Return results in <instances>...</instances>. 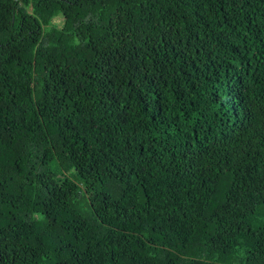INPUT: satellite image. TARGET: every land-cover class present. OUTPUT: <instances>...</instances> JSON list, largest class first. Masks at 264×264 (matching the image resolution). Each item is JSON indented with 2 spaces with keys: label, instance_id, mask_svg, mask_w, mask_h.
<instances>
[{
  "label": "trees",
  "instance_id": "16d2710c",
  "mask_svg": "<svg viewBox=\"0 0 264 264\" xmlns=\"http://www.w3.org/2000/svg\"><path fill=\"white\" fill-rule=\"evenodd\" d=\"M0 264H264V0H0Z\"/></svg>",
  "mask_w": 264,
  "mask_h": 264
},
{
  "label": "clouds",
  "instance_id": "9594fccd",
  "mask_svg": "<svg viewBox=\"0 0 264 264\" xmlns=\"http://www.w3.org/2000/svg\"><path fill=\"white\" fill-rule=\"evenodd\" d=\"M128 181H130V180H128ZM131 182V181H130Z\"/></svg>",
  "mask_w": 264,
  "mask_h": 264
}]
</instances>
